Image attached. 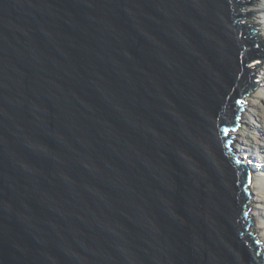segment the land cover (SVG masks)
<instances>
[{
    "label": "water",
    "instance_id": "water-1",
    "mask_svg": "<svg viewBox=\"0 0 264 264\" xmlns=\"http://www.w3.org/2000/svg\"><path fill=\"white\" fill-rule=\"evenodd\" d=\"M257 6L0 0V264H264Z\"/></svg>",
    "mask_w": 264,
    "mask_h": 264
},
{
    "label": "bare ground",
    "instance_id": "bare-ground-1",
    "mask_svg": "<svg viewBox=\"0 0 264 264\" xmlns=\"http://www.w3.org/2000/svg\"><path fill=\"white\" fill-rule=\"evenodd\" d=\"M256 2L258 4L256 23L260 34L264 37V0H256ZM259 75L262 85L246 98L234 147L238 154L247 157L252 164L250 209L257 237L264 243V63Z\"/></svg>",
    "mask_w": 264,
    "mask_h": 264
},
{
    "label": "rangeland",
    "instance_id": "rangeland-1",
    "mask_svg": "<svg viewBox=\"0 0 264 264\" xmlns=\"http://www.w3.org/2000/svg\"><path fill=\"white\" fill-rule=\"evenodd\" d=\"M256 60H260L261 61V59H254V60H252V61H250V63L248 64V66H252V65H255L256 63H258V62H255ZM260 63V62H259ZM260 76V75H259ZM260 78V77H259ZM259 82H260V79H259ZM260 85H262L261 83H260ZM239 155H240V157H244V156H242L240 153H239ZM251 167H252V164L250 163V161L249 160H247V157H244L243 158ZM256 162V161H255ZM253 169V168H252ZM261 242H263V241H261Z\"/></svg>",
    "mask_w": 264,
    "mask_h": 264
},
{
    "label": "snow or ice",
    "instance_id": "snow-or-ice-1",
    "mask_svg": "<svg viewBox=\"0 0 264 264\" xmlns=\"http://www.w3.org/2000/svg\"><path fill=\"white\" fill-rule=\"evenodd\" d=\"M249 183H251V178L249 177Z\"/></svg>",
    "mask_w": 264,
    "mask_h": 264
}]
</instances>
